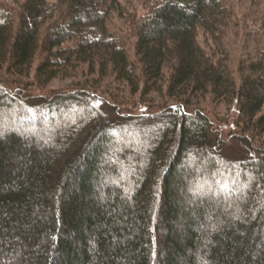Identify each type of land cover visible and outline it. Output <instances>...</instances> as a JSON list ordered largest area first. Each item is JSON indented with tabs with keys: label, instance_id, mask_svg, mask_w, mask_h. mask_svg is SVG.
Instances as JSON below:
<instances>
[{
	"label": "trees",
	"instance_id": "16d2710c",
	"mask_svg": "<svg viewBox=\"0 0 264 264\" xmlns=\"http://www.w3.org/2000/svg\"><path fill=\"white\" fill-rule=\"evenodd\" d=\"M222 3L161 0L138 24L137 62L107 31L119 0H26L16 30L0 12V70L22 75L42 49L43 85L89 64L133 95L167 83L173 101L128 114L86 89L31 96L0 76V264H264V46L238 77L200 46ZM210 94L235 104L240 136L194 104Z\"/></svg>",
	"mask_w": 264,
	"mask_h": 264
},
{
	"label": "rangeland",
	"instance_id": "374dc122",
	"mask_svg": "<svg viewBox=\"0 0 264 264\" xmlns=\"http://www.w3.org/2000/svg\"><path fill=\"white\" fill-rule=\"evenodd\" d=\"M26 0H0V12L4 21L13 24L17 29L20 20L21 6ZM48 5L57 3V0H46ZM161 0H119L118 6L111 11L107 21V31L110 36L116 37L120 43L127 46L133 62L135 57L136 31L138 24L148 17L154 7ZM226 13L219 19L222 23L217 27V32L208 33L199 29L198 42L200 46L214 59L226 60L231 67L234 77H238L240 65L247 58L258 57L259 46H264V0H222ZM63 20L60 15L51 20L43 19L41 36L44 38L49 28L56 21ZM76 40L68 42L65 47L75 46ZM42 49L32 62L28 71L22 75L16 73L10 63L0 70V76L15 90H24L31 96H53L65 92L83 91L89 93L101 102L115 104L128 114H140L141 112L154 113L165 105H171L172 99L166 95L167 83L163 93H150L148 95H133L131 89L124 83L118 82L114 76L103 77L93 74L96 71L89 64H75L62 71L59 76L43 85L36 79V71L43 58ZM99 63V62H98ZM139 67V66H138ZM170 67V66H169ZM141 68V67H140ZM97 70H100L98 65ZM171 74L167 67L164 71L166 80ZM0 77V78H2ZM194 104L212 118L217 129H221L228 137L240 136L239 129L234 126L238 111L234 103H225L210 95L198 96ZM72 119V117H71ZM69 119V120H71ZM233 152L235 150L233 149ZM228 151L229 154L233 153ZM233 155V154H232Z\"/></svg>",
	"mask_w": 264,
	"mask_h": 264
}]
</instances>
